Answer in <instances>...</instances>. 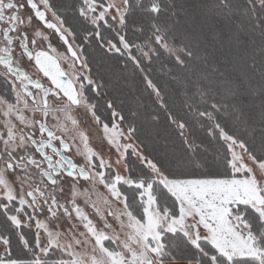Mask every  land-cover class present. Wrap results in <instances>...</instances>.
Wrapping results in <instances>:
<instances>
[{
    "label": "snow or ice",
    "instance_id": "6c2138e0",
    "mask_svg": "<svg viewBox=\"0 0 264 264\" xmlns=\"http://www.w3.org/2000/svg\"><path fill=\"white\" fill-rule=\"evenodd\" d=\"M0 264H264V0H0Z\"/></svg>",
    "mask_w": 264,
    "mask_h": 264
}]
</instances>
